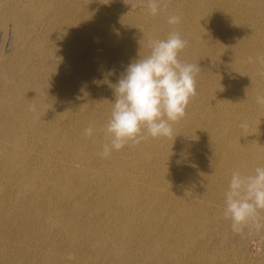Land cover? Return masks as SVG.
<instances>
[{
    "label": "rangeland",
    "instance_id": "rangeland-1",
    "mask_svg": "<svg viewBox=\"0 0 264 264\" xmlns=\"http://www.w3.org/2000/svg\"><path fill=\"white\" fill-rule=\"evenodd\" d=\"M34 1L0 0V264H264V229L233 233L223 215L234 169L250 173L264 166V104L257 103V97H264V0H162L156 15L149 14L148 0ZM172 14L181 17L176 30L186 41L179 59L201 66L196 95L184 117L173 124L171 136L125 146L106 160L101 155L108 142L103 129L115 99L114 86L130 62L149 53V38L167 37V17ZM118 16L122 19L112 27ZM104 25L94 44L91 27ZM242 123L247 128H241ZM89 125L95 130L91 137L85 136Z\"/></svg>",
    "mask_w": 264,
    "mask_h": 264
},
{
    "label": "clouds",
    "instance_id": "clouds-1",
    "mask_svg": "<svg viewBox=\"0 0 264 264\" xmlns=\"http://www.w3.org/2000/svg\"><path fill=\"white\" fill-rule=\"evenodd\" d=\"M161 3L162 0H148L150 14L156 15ZM167 23L171 26L167 37L149 38V53L130 62L114 86L115 99L103 129L108 138L101 152L105 158L147 138L171 136L173 124L184 117L190 99L196 95L200 67L179 59L186 45L176 30L181 17L169 15ZM257 103L264 104V97H257ZM241 128H247V124L242 123ZM94 131L92 127L86 128L85 136L91 137ZM262 212L264 166L250 173L234 170L224 193L223 208L232 232L264 229Z\"/></svg>",
    "mask_w": 264,
    "mask_h": 264
},
{
    "label": "bare ground",
    "instance_id": "bare-ground-1",
    "mask_svg": "<svg viewBox=\"0 0 264 264\" xmlns=\"http://www.w3.org/2000/svg\"><path fill=\"white\" fill-rule=\"evenodd\" d=\"M5 1H6V0H5ZM55 1H57V0H36V1H34V2H35V5H37V4L43 5V4H48V3H50V2H55ZM65 1H67V0H65ZM104 1H105V0H104ZM114 1H115V0H114ZM123 1H124V0H123ZM116 2H117V1H116ZM167 2H168V1H167ZM169 2H170V1H169ZM175 2H176V1H175ZM262 2H263V1H262ZM97 3H98V2H97ZM99 3H100V2H99ZM104 3H105V2H104ZM123 3H125V2H123ZM126 3H127V1H126ZM260 3H261V2H260ZM119 4H120V3H119ZM167 4H168V3H167ZM171 4H172V3H171ZM81 5H82V4H81ZM95 5H97V4H95ZM99 5H100V4H99ZM107 5H108V4H107ZM121 5H122V4H121ZM169 5H170V4H169ZM1 6H2V4H1ZM116 6H117V5H116ZM124 6H125V4H124ZM7 7H8V6H7ZM98 7H99V6H98ZM120 7H121V6H120ZM120 7H119V8H120ZM128 7H129V6H128ZM128 7H127V9H128ZM161 7H162V6H161ZM91 8H92V5H91ZM96 8H97V7H96ZM100 8H101V7H100ZM109 8H110V6H109ZM131 8H132V7H131ZM0 9H1V8H0ZM3 9H4V8H3ZM26 9H27V7H26ZM31 9H32V8H31ZM93 9H94V8H93ZM93 9H92V10H93ZM112 9H113V7H112ZM117 9H118V8H117ZM125 9H126V8H125ZM137 9H138V8H137ZM139 9H140V8H139ZM92 10H91V11H92ZM119 10H120V9H119ZM160 10H161V9H160ZM9 11H10V10H9ZM108 11H109V9H108ZM130 11H131V10H130ZM132 11H134V10H132ZM138 11H139V10H138ZM259 11H260V10H259ZM10 12H11V11H10ZM12 12H13V10H12ZM94 12H95V11H94ZM3 13H4V12H3ZM30 13H31V12H30ZM118 13H119V12H118ZM118 13H117V14H118ZM134 13H135V12H134ZM144 13H145V12H144ZM147 13H148V12H147ZM7 14H8V13H7ZM113 14H114V12H113ZM119 14H120V15H123V14H121V13H119ZM127 14H128V13H127ZM129 14H130V13H129ZM132 14H133V13H132ZM135 14H136V13H135ZM149 14H150V12H149ZM11 15H12V14H11ZM11 15H10V16H11ZM13 15H14V14H13ZM29 15H30V14H29ZM133 15H134V14H133ZM146 15H148V14H146ZM150 15H151V14H150ZM32 17H33V16H32ZM115 17H116V16H115ZM118 17H119V16H118ZM124 17H125V16H124ZM144 17H145V14H144ZM108 18H110V14H108V16L106 17V20H107ZM9 19H10V18H9ZM18 19H19V18H18ZM32 19H33V18H32ZM120 19H122V18L119 17V19H118V18H117V19H114L115 22L113 21V24L111 23V24H112L111 26H112V27L115 26V25L118 23V21H119ZM19 21H20V19H19ZM21 21H22V19H21ZM21 21H20V22H21ZM14 22H16V20H15ZM18 23H19V22H18ZM119 23H120V22H119ZM19 24H20V23H19ZM19 24H18V25H19ZM215 24H216V23H215ZM22 25H23V23H22ZM22 27H23V26H22ZM120 27H121V26H120ZM105 28H106V25H104V26H99V27H97V28H96V27H95V28L91 27V29L94 30L95 35H96V38H95V42H94V44H98V42L100 41V40H99V37L101 36V34L104 33ZM109 28H110V27H109ZM118 28H119V27H118ZM118 28H116V29H118ZM114 29H115V27H114ZM116 29H115V30H116ZM111 30H113V29H111ZM111 30H109V31H110L109 34L111 33ZM20 31H21V30H20ZM118 31L120 32V29H119ZM118 31H117V33H116L117 35H118ZM112 32L114 33V31H112ZM113 33H112V34H113ZM109 34H108V35H109ZM22 35H23V34H22ZM71 35H74V34H71ZM108 35H107V36H108ZM113 35H115V34H113ZM111 37H112V36H110V38H111ZM110 38L108 37L109 40H110ZM115 38H116V36H115ZM260 38H261V37H260ZM260 38H259V39H260ZM111 39H112V38H111ZM230 39H231V38H230ZM66 41H67V40H66ZM66 41H65V42H66ZM115 41H116V39H115ZM213 41H214V40H213ZM260 41H261V40H260ZM214 42H215V41H214ZM252 42H253V41H252ZM254 42H256V41H254ZM263 42H264V41H263ZM132 43H134V42H132ZM132 43H131V44H132ZM134 44H135V43H134ZM202 44H203V43H202ZM251 44H252V43H251ZM256 44H257V43H256ZM259 44H261V43H259ZM136 45H137V43H136ZM143 45H144V44H143ZM206 45H207V44H206ZM229 45H230V44H229ZM202 46H203V45H202ZM204 46H205V45H204ZM214 46H215V48H216V45H214ZM256 46H257V45H256ZM134 47H135V46H133V48H134ZM212 47H213V46H212ZM228 47H229V46H227V48H228ZM230 47H231V46H230ZM230 47H229V48H230ZM263 47H264V46H263ZM129 48H130V45H129L128 49H129ZM131 48H132V47H131ZM133 48H132V49H133ZM217 48H218V47H217ZM227 48H226V49H227ZM232 48H233V47H232ZM234 48H235V47H234ZM258 48H259V46H258ZM31 49H32V48H31ZM110 49H111V48H110ZM226 49H225V50H226ZM126 51H128V50H126ZM129 51H130V49H129ZM202 51H203V50H202ZM218 51H219V50H218ZM65 52H66V51H65ZM131 52H132V51H131ZM131 52H130V53H131ZM213 52H214V49H213ZM224 52H225V51H224ZM256 52H257V51H256ZM263 52H264V51H263ZM55 53H57V52H55ZM43 54H44V53H43ZM201 54H202V53H201ZM217 54H218V53H217ZM226 54H227V53H226ZM230 54H231V53H230ZM219 55H220V54H219ZM263 55H264V54H263ZM46 56H47V55H46ZM201 56H202V55H201ZM221 56H222V55H221ZM249 56H250V55H249ZM260 56H261V55H260ZM44 57H45V55H44ZM53 57H54V56H53ZM198 57H199V56H198ZM213 57H215V55H214ZM227 57H228V56H227ZM234 57H235V56H234ZM55 58H56V57H55ZM201 58H202V57H201ZM203 58H205V57H203ZM236 58H237V57H236ZM247 58H248V57H247ZM259 58H260V57H259ZM50 59H52V58H50ZM63 59H64V58H63ZM219 59H220V58H219ZM229 59H230V58H229ZM88 60H89V59H88ZM207 60H209V59H207ZM35 61H36V60H35ZM58 61H59V60H58ZM212 61H213V60H212ZM223 61H224V60H223ZM232 62H233V60H232ZM247 62H248V61H247ZM58 63L60 64V62H58ZM61 63H62V61H61ZM203 63H204V62H203ZM209 63H210V62H209ZM239 63H241V62H239ZM46 64H47V63H46ZM232 64H233V63H232ZM249 64H250V63H249ZM43 65H44V64H43ZM45 66H46V65H45ZM45 66H44V67H45ZM212 66H213V65H212ZM225 66H226V65H225ZM225 66H224V67H225ZM259 66H260V65H259ZM44 67H43V70H42L43 72H44ZM46 67H47V66H46ZM67 67H68V66H67ZM200 67H201V66H200ZM232 68H233V67H232ZM257 68H259V67H257ZM261 68H262V67H261ZM68 69H69V68H68ZM200 69H201V68H200ZM251 69H252V68H251ZM23 70H24V69H23ZM56 70H57V69H56ZM243 70H244V68H243ZM61 71H62V70H61ZM65 71H66V70H65ZM203 71H204V70H203ZM240 71H241V70H240ZM248 71H249V70H248ZM261 71H263V70H261ZM45 72H46V70H45ZM45 72H44V74H45ZM66 72H67V71H66ZM237 72H239V71H237ZM20 73H21V72H20ZM40 73H41V72H40ZM46 73H47V72H46ZM56 73H57V72H56ZM59 73H60V72H59ZM59 73H58V74H59ZM77 73H78V72H77ZM204 73H205V72H204ZM239 73H240V72H239ZM71 74H72V72H71ZM200 74H202V73H200ZM227 74H228V73H227ZM247 74H248V73H247ZM258 74H259V73H258ZM34 75H35V73H34ZM74 75H75V74H74ZM74 75L72 74V76H74ZM204 75H205V74H204ZM213 75H214V74H213ZM49 76H51V75H49ZM75 76H76V75H75ZM205 76H206V75H205ZM215 76H217V75H215ZM215 76H214V77H215ZM231 76H232V75H231ZM231 76H230V77H231ZM233 76H234V74H233ZM235 76H236V75H235ZM214 77H213V78H214ZM217 77H218V76H217ZM228 77H229V76H228ZM242 77H243V75H242ZM34 78H35V77H34ZM77 78H78V76H77ZM206 78H207V76H206ZM210 78H211V77H210ZM222 78L224 79L225 76L222 77ZM239 78H240V77H239ZM72 79H73V78H71V80H72ZM204 79H205V78H204ZM216 79H218V78H216ZM216 79H215V80H216ZM223 79H222V80H223ZM232 79H233V78H232ZM240 79H241V78H240ZM246 79H248V78H246ZM21 80H23V79L21 78ZM50 80H51V79H50ZM73 80H74V79H73ZM202 80H203V79H202ZM241 80H242V79H241ZM67 81H68V80H67ZM205 81H206V80H205ZM231 81H233V80H231ZM251 81H252V80H251ZM256 81H257V80H256ZM54 82H55V81H54ZM76 82H77V81H76ZM229 82H230V80H229ZM229 82H228V85H229ZM50 83H51V82H50ZM50 83H49V84H50ZM52 83H53V82H52ZM71 83H72V82H71ZM90 83H91V81H90ZM101 83H102V82H101ZM219 83H220V82H219ZM15 84H17V83H15ZM24 84H25V83H24ZM24 84H23V85H24ZM65 84H66V83H65ZM79 84H81V83H79ZM97 84H98V83H97ZM233 84H234V83H233ZM252 84H253V83H252ZM18 85H19V84H18ZM20 85H21V84H20ZM38 85H39V84H38ZM51 85H52V84H51ZM77 85H78V84H77ZM216 85H217V84H216ZM234 85H235V84H234ZM39 86H40V85H39ZM67 86H68V85H67ZM69 86H71V85H69ZM75 86H76V85H75ZM81 86H82V85H81ZM101 86H102V85H101ZM235 86H236V85H235ZM24 87H25V86H24ZM55 87H58V86H55ZM64 87H65V85H64ZM82 87H83V86H82ZM91 87H92V86H91ZM51 88H52V87H51ZM58 88H59V87H58ZM62 88H63V86H62ZM76 88H77V87H76ZM227 88H228V87H227ZM14 89H15V88H14ZM34 89H35V88H34ZM59 89H60V88H59ZM81 89H82V88H81ZM201 89H203V88H201ZM256 89H258V88H256ZM24 90H25V89H24ZM24 90H23V91H24ZM77 90H78V89H77ZM82 90H83V89H82ZM82 90H81V92H83ZM90 90H91V89H90ZM96 90H97V89H96ZM99 90H100V88H99ZM102 90H103V89H102ZM258 90H259V89H258ZM5 91H6V90H5ZM10 91H11V90H10ZM30 91H32V90H30ZM51 91H52V90H51ZM51 91H50V92H51ZM62 91H63V90H62ZM107 91H108V90H107ZM255 91H257V90H255ZM3 92H4V91L2 90V93H3ZM13 92H14V91H13ZM18 92H19V91H18ZM98 92H99V91H98ZM101 92H102V91H101ZM110 92H111V91H110ZM215 92H216V91H215ZM215 92H214V93H215ZM5 93H6V92H5ZM23 93H24V92H23ZM41 93H42V92H41ZM60 93H61V92H60ZM68 93H69V90H68ZM79 93H80V92H79ZM95 93H96V92H95ZM95 93H94V94H95ZM102 93H103V92H102ZM107 93H108V92H107ZM257 93H258V92H257ZM0 94H1V93H0ZM8 94H9V93H8ZM13 94H14V93H13ZM13 94L11 93V96H12ZM24 94L26 95V93H24ZM31 94H32V93H31ZM31 94H30V95H31ZM48 94H49V93H48ZM48 94H47V95H48ZM50 94H51V93H50ZM52 94H53V93H52ZM64 94H65V93H64ZM76 94H77V93H76ZM108 94H109V93H108ZM233 94H234V93H233ZM6 95H7V94H6ZM15 95H16V94H15ZM25 95H24V96H25ZM30 95H29V96H30ZM104 95H105V94H104ZM256 95H257V94H256ZM65 96H66V95H65ZM84 96H85V95H84ZM93 96H94V95H93ZM0 97H1V96H0ZM50 97H51V96H50ZM50 97H49V98H50ZM54 97H55V96H54ZM60 97H62V96H60ZM66 97H67V96H66ZM107 97H108V96H107ZM111 97H112V96H111ZM2 98H4L3 95H2ZM25 98H26V97H25ZM30 98H31V96H30ZM34 98H35V97H34ZM42 98H43V97H42ZM42 98H41V99H42ZM62 98H63V97H62ZM62 98H61V99H62ZM73 98H74V97H73ZM41 99H40V101H41ZM53 99H54V98H53ZM61 99H59V101H61ZM64 99H65V98H64ZM74 99H75V98H74ZM106 99H107V98H106ZM28 101H29V98H28ZM44 101H45V99H44ZM57 101H58V99H57ZM25 102H26V101H25ZM42 102H43V101H42ZM71 102H72V101H71ZM73 102H74V101H73ZM97 102H98V101H97ZM195 102H196V101H195ZM1 103H2V102H1ZM60 103H61V102H60ZM204 103H205V102H204ZM255 103H256V102H255ZM15 104H16V103H15ZM15 104H14V105H15ZM47 104H48V103H47ZM55 104H56V103H55ZM197 104H198V103H197ZM0 105H1V104H0ZM12 105H13V104H12ZM45 105H46V104H45ZM76 105H77V104H76ZM96 105H97V104H96ZM209 105H210V104H209ZM70 106H72V105H70ZM194 106H195V105H194ZM196 106H197V105H196ZM0 107H1V106H0ZM13 107H14V106H13ZM17 107H18V106H17ZM40 107H42V106H40ZM50 107H52V105H51ZM56 107H57V106H56ZM59 107H60V106H59ZM67 107H68V106H67ZM79 107H80V106H79ZM84 107H85V106H84ZM53 108H54V107H53ZM97 108H98V107H97ZM190 108H191V107H190ZM195 108H196V107H195ZM261 108H262V107H261ZM55 109H56V108H55ZM66 109H68V108H66ZM78 109H79V108H78ZM85 109H86V107H85ZM94 109H95V108H94ZM94 109H93V110H94ZM240 109H241V108H240ZM43 110H44V108H43ZM53 110H54V109H53ZM71 110H72V109H71ZM71 110H70V111H71ZM193 110H195V109H193ZM40 111H41V109H40ZM55 111H56V110H54V112H55ZM76 111H77V110H76ZM260 111H261V109H260ZM0 112H1V110H0ZM17 112H19V111H17ZM17 112H16V113H17ZM47 112H48V111H47ZM47 112H46V114H47ZM56 112H57V111H56ZM65 112H66V110H65ZM84 112H85V111H84ZM238 112H239V111H238ZM248 112H249V111H248ZM50 113H51V112H50ZM70 113H71V112H70ZM260 113H262V112H259L258 114H260ZM21 114H23V113H21ZM21 114H19V115L21 116ZM37 114H38V112H37ZM46 114H45V115H46ZM51 114H52V113H51ZM65 114H66V113H65ZM77 114H79V113L77 112ZM81 114H82V113H81ZM1 115H2V114L0 113V116H1ZM63 115H64V114H63ZM68 115H69V114H68ZM83 115H84V114H83ZM48 116H49V115H48ZM55 116H56V115H55ZM55 116H54V117H55ZM57 116H59V115H57ZM76 116H77V115H76ZM1 117H2V116H1ZM42 117H43V116H42ZM62 117H63V116H62ZM9 118H10V117H9ZM76 118H77V117H76ZM80 118H81V117H80ZM0 119H1V118H0ZM56 119H57V118H56ZM56 119H55V121H56ZM59 119H60V118H59ZM66 119H67V118H66ZM199 119H200V118H199ZM243 119H244V118H243ZM247 119H248V118H247ZM247 119H246V120H247ZM257 119H258V118H257ZM16 120H17V119H16ZM44 120H45V119H44ZM44 120H43V121H44ZM263 120H264V119H263ZM263 120H262V121H263ZM3 121H4V120H3ZM8 121H9V119H8ZM49 121H50V120H49ZM85 121H86V120H85ZM196 121H197V120H196ZM240 121H242V120H240ZM21 122H22V121H21ZM41 122H42V121H41ZM44 122H45V121H44ZM59 122L61 123L62 121H59ZM59 122H58V123H59ZM236 122H237V121H236ZM236 122H235V124H238V123H239V122H238V123H236ZM8 123H9V122H8ZM10 124H11V123H10ZM12 124H13V123H12ZM14 124H15V122H14ZM24 124H25V123H24ZM41 124H42V123H41ZM41 124H40V126H41ZM62 124H64V123H62ZM84 124H86V123H84ZM84 124H83V125H84ZM235 124H234V125H235ZM260 124H261V123H260ZM19 125H20V123H19ZM38 125H39V123H38ZM48 125H49V124H48ZM232 125H233V124H232ZM239 125H240V124H239ZM250 125H251V124H250ZM10 126H11V125H10ZM12 126H13V125H12ZM23 126H24V125H23ZM40 126H39V128H40ZM42 126H43V124H42ZM89 126H90V125H89ZM240 126H241V125H240ZM259 126H260V125H259ZM14 127H15V126H14ZM20 127H21V126H20ZM90 127H91V126H90ZM228 127H229V126H228ZM256 127H257V126H256ZM256 127H255V128H256ZM18 128H19V127H18ZM18 128H17V129H18ZM31 128H32V125H31ZM43 128H44V127H43ZM57 128H59V127H57ZM186 128H187V127H186ZM210 128H211V127H210ZM229 128H230V127H229ZM255 128H254V131H257L258 129L255 130ZM15 129H16V127H15ZM15 129H14V130H15ZM233 129H234V128H233ZM251 129H253V127H251ZM251 129H250V130H251ZM260 129H261V128H260ZM44 130H45V129H44ZM228 130H229V129H228ZM10 131H11V130H10ZM17 131H18V130H17ZM20 131H21V130H20ZM48 131H49V130H48ZM60 131H61V130H60ZM83 131H84V130H83ZM99 131H100V130H99ZM236 131H239V130H236ZM236 131H235L234 133H237ZM28 132H29V130H28ZM11 133H12V132H11ZM20 133H21V132H20ZM39 133H40V132H39ZM45 133H46V132H45ZM45 133H43V131H42V134H45ZM60 133H61V132H60ZM68 133H69V132H68ZM100 133H101V132H100ZM100 133H98V134H100ZM253 133H254V132H253ZM42 134H41V136H42ZM53 134H54V130H53ZM257 134L259 135V133H257ZM22 135H23V134H22ZM26 135H27V134H26ZM58 135H59V133H58ZM229 135H230V134H229ZM234 135H235V134H234ZM17 136H18V135H17ZM17 136H16V137H17ZM71 136H72V135H71ZM252 136H253V135H252ZM260 136H261V135H260ZM260 136H259V137H260ZM24 137H25V136H24ZM56 137H57V136H56ZM72 137H74V136H72ZM82 137H83V136H82ZM101 137H102V136H101ZM230 137H231V138L233 137L232 133H231ZM250 137H251V136H250ZM259 137H257V138H259ZM17 138H18V137H17ZM19 138H20V137H19ZM35 138H36V137H35ZM42 138H43V137H42ZM106 138H107V137H106ZM221 138H222V137H221ZM226 138H228V137L226 136ZM24 139H25V138H24ZM65 139H66V138H65ZM92 139H93V138H92ZM147 139H148V138H147ZM219 139H220V138H219ZM5 140H6V139H5ZM7 140H8V139H7ZM47 140H48V139H47ZM59 140H61V139H59ZM83 140H84V138H83ZM183 140H184V139H183ZM230 140H232V139H230ZM255 140H257V139H255ZM255 140H253V141H255ZM9 141H10V140H9ZM23 141H24V140H23ZM30 141H31V140H30ZM43 141H44V140H43ZM107 141H108V140H107ZM107 141H106V142H107ZM224 141H225V140H224ZM234 141H235V140H234ZM250 141H252L251 138H250ZM7 142H8V141H7ZM12 142H13V141H12ZM12 142H11V143H12ZM33 142H34V141H33ZM48 142H49V141H48ZM48 142H46V143H48ZM86 142H87V140H86ZM161 142H162V141H161ZM23 143H24V142H23ZM54 143H55V141H54ZM62 143H64V142L62 141ZM62 143H61V144H62ZM83 143H84V141H83ZM90 143H92V142L90 141ZM182 143H183V142H182ZM225 143H226V141H225ZM227 143H228V141H227ZM250 143H251V142H250ZM254 143H256V141H255ZM7 144H8V143H7ZM7 144H6V146H7ZM32 144H33V143H32ZM59 144H60V143H59ZM59 144H57V145H59ZM145 144H146V143H145ZM145 144H143V145H145ZM183 144H184V143H183ZM185 144H186V143H185ZM221 144H222V143H221ZM223 144H224V143H223ZM231 144H232V143H231ZM234 144H235V143H234ZM27 145H28V143L26 144V146H27ZM36 145H37V143H36ZM71 145H72V144H71ZM203 145H204V144H203ZM232 145H233V144H232ZM41 146H42V144H41ZM64 146H65V145H64ZM75 146H77V145H75ZM233 146H234V145H233ZM38 147H39V145H38ZM38 147H37V148H38ZM60 147H61V146H60ZM72 147H73V146H72ZM77 147H78V146H77ZM81 147H82V146H81ZM81 147H80V149H81ZM92 147H93V146H92ZM151 147H152V146H151ZM156 147H157V146H156ZM226 147H227V145H226ZM16 148H17V146H16ZM23 148H24V147H23ZM28 148H29V147H27V149H28ZM43 148H44V146H43ZM64 148H65V147H64ZM69 148H70V146H69ZM93 148H94V147H93ZM125 148H126V147H125ZM139 148H140V147H139ZM154 148H155V147H154ZM165 148H166V147H165ZM170 148H171V147H170ZM223 148H224V146H223ZM233 148H234V147H233ZM239 148H240V147H239ZM6 149H7V148H6ZM9 149H11V148H9ZM38 149H40V148H38ZM46 149H47V147H46ZM46 149H45V150H46ZM54 149H55V148H54ZM85 149H86V148H85ZM95 149H96V148H95ZM102 149H103V148H102ZM102 149H101V151H102ZM132 149H133V148H132ZM134 149H135V148H134ZM158 149H159V148H158ZM228 149H229V147H228ZM231 149H232V148H231ZM3 150H4V149H3ZM77 150H78V149H77ZM81 150H82V149H81ZM97 150H98V149H97ZM142 150H143V149H142ZM168 150H169V149H168ZM4 151H5V150H4ZM6 151H7V150H6ZM10 151H11V150H10ZM27 151H28V150H27ZM55 151H56V149H55ZM57 151H58V149H57ZM64 151H65V150H64ZM224 151H225V150H224ZM234 151H235V150H234ZM21 152H25V151L20 150V153H21ZM34 152H35V150H34ZM48 152H49V151H48ZM78 152H79V151H78ZM84 152H85V150H84ZM114 152H115V151H114ZM149 152H150V151H149ZM179 152H180V151H179ZM225 152H226V151H225ZM236 152H237V151H236ZM9 153H12V152H9ZM9 153H8V154H9ZM29 153L31 154L30 151H29ZM59 153H60V152H59ZM81 153H82V152H81ZM85 153H86V152H85ZM85 153H84V155H86ZM117 153H118V152H117ZM162 153H163V152H162ZM162 153H161V154H162ZM164 153H166V151H165ZM25 154H26V153H25ZM38 154H39V153H38ZM52 154H53V153H52ZM60 154H61V153H60ZM97 154L99 155V153H97ZM136 154H137V153H136ZM257 154H258V153H257ZM66 155H67V154H66ZM68 155H69V153H68ZM113 155H114V154H113ZM117 155H118V154H117ZM117 155H116V156H117ZM120 155H122V154H120ZM133 155H134V153H133ZM153 155H154V154H153ZM240 155H241V154H240ZM242 155H243V154H242ZM242 155L239 156V158H240V157H243ZM254 155H255V154H254ZM254 155L251 154V156H254ZM27 156H29V154H27ZM99 156H100V155H99ZM111 156H112V155H111ZM114 156H115V155H114ZM129 156H130V154H129ZM136 156H137V155H136ZM221 156H223V155H221ZM17 157H21V156L19 155V156H17ZM33 157H34V156H33ZM64 157H65V155H64ZM131 157H132V156H131ZM151 157H152V156H151ZM164 157H165V156H164ZM168 157H169V156H168ZM168 157L166 156V158H168ZM235 157H236V156H235ZM235 157L233 156V154H231V156H230V152H229V158H230L232 161H236V160H237ZM7 158H8V157H6V160H7ZM10 158H11V157H10ZM23 158H24V157H23ZM26 158H27V157H26ZM26 158H25V159H26ZM42 158H43V157H42ZM44 158H45V157H44ZM85 158H86V156H85ZM108 158H109V157H108ZM123 158H124V157H123ZM136 158H137V157H136ZM156 158H157V157H156ZM217 158L220 159L219 157H217ZM217 158H216V159H217ZM243 158H244V157H243ZM252 158H253V157H252ZM92 159H93V158H92ZM97 159H98V158H97ZM104 159H105V158H104ZM111 159H112V158H111ZM114 159H115V158H114ZM132 159H133V158H132ZM143 159H144V158H143ZM218 159H217V160H218ZM225 159H226V158H225ZM257 159H258V158H257ZM257 159H256V160H257ZM1 160H2V159H1ZM9 160H10V159H9ZM23 160H24V159H23ZM53 160H54V159H53ZM106 160H107V158H106ZM116 160H117V158H116ZM121 160L124 161L125 159H124V160L121 159ZM139 160H140V159H139ZM141 160H142V159H141ZM157 160H158V159H157ZM252 160H253V159H252ZM258 160H259V159H258ZM2 161H3V160H2ZM35 161H36V160H35ZM111 161H112V160H111ZM194 161H195V160H194ZM200 161H201V160H200ZM213 161H214V160H213ZM227 161H228V160H227ZM261 161H262V160H261ZM20 162H21V161H20ZM22 162H23V161H22ZM64 162H65V160H64ZM82 162H83V158H82ZM93 162H94V160H93ZM100 162H101V161H100ZM100 162H98V163H100ZM104 162H105V161H104ZM104 162H103V163H104ZM120 162H121V161H120ZM132 162H133V161H132ZM154 162H155V161H154ZM186 162H187V161H186ZM214 162H215V161H214ZM246 162H247V161H246ZM253 162H254V161H252V163H253ZM259 162H260V161H259ZM8 163H9V162H8ZM23 163H24V162H23ZM54 163H55V162H54ZM61 163H62V161H61ZM87 163H88V162H87ZM200 163H201V162H200ZM215 163H219V162H215ZM252 163H251V164H252ZM3 164H4V163H3ZM5 164H6V163H5ZM17 164H18V162H17ZM62 164H63V163H62ZM82 164H84V163H82ZM92 164H93V163H92ZM106 164H107V163H106ZM117 164H118V163H116V165H117ZM125 164H126V163H125ZM127 164H128V163H127ZM127 164H126V165H127ZM150 164H151V163H150ZM185 164H186V163H185ZM219 164H220V163H219ZM236 164H237V163H236ZM236 164H235V165H236ZM240 164H241V163H240ZM251 164H249V165H251ZM257 164H258V163H257ZM56 165H57V163H56ZM121 165H122V164H121ZM138 165H140V164H138ZM199 165H200V164H199ZM212 165H213V164H212ZM220 165H221V164H220ZM253 165H254V164H253ZM11 166H12V164H11ZM83 166H84V165H83ZM87 166H88V165H87ZM91 166H92V165H91ZM95 166H96V165H95ZM136 166H137V165H136ZM218 166H219V165H218ZM223 166H224V165H223ZM240 166H241V165H239L238 168H240ZM255 166H256V164H255ZM4 167H5V165H4ZM57 167H58V166H57ZM93 167H94V166H93ZM99 167H100V166H99ZM113 167H114V166H113ZM126 167H127V166H126ZM129 167H130V166H129ZM186 167H187V165H186ZM248 167H249V166H248ZM11 168H12V167H11ZM63 168H64V167H63ZM122 168H123V170L125 171L124 167H122ZM127 168H128V167H127ZM197 168H198V167H197ZM8 169H9V168H8ZM64 169H65V168H64ZM91 169H92V168H91ZM93 169H94V168H93ZM136 169H137V168H136ZM186 169H187V168H186ZM214 169H216V167H214ZM233 169H234V168H233ZM69 170H70V169H69ZM83 170H84V169H83ZM210 170H211V169H210ZM217 170H218V169H217ZM217 170H214V171L216 172ZM234 170H235V169H234ZM61 171L63 172V170H61ZM95 171H97V170L95 169ZM98 171H99V170H98ZM105 171H106V168L104 169V172H105ZM151 171H152V168H151ZM178 171H179V170H178ZM196 171H198V170H196ZM199 171H201V170H199ZM199 171H198V173H200ZM241 171H242V170H241ZM0 172H1V170H0ZM45 172H46V171H45ZM59 172H60V171H59ZM59 172H58V173H59ZM67 172H68V171H67ZM69 172H70V171H69ZM99 172H100V171H99ZM120 172H121V171H120ZM120 172H119V173H120ZM175 172H176V171H175ZM16 173H17V172H16ZM107 173H108V172H107ZM109 173H110V172H109ZM194 173H195V170H194ZM54 174H55V173H54ZM61 174H62V173H61ZM70 174H72V173L70 172ZM110 174H111V173H110ZM149 174H151V173H149ZM187 174H188V173H187ZM205 174H206V173H205ZM67 175H69V174H67ZM121 175H122V174H121ZM124 175H125V174H124ZM152 175H153V174H152ZM192 175H194V174H192ZM213 175H215V174H213ZM54 176H55V175H54ZM106 176H107V175H106ZM178 176H179V173H178ZM180 176H181V175H180ZM190 176H191V175H190ZM196 176H197V175H196ZM206 176H207V175H206ZM206 176H205V177H206ZM42 177H44V174H43ZM55 177H56V176H55ZM71 177H72V176H71ZM73 177H74V175H73ZM86 177H87V176H86ZM88 177H89V176H88ZM91 177H92V176H91ZM101 177H102V176H101ZM109 177H110V175H109ZM153 177H154V176H153ZM211 177H213V176H211ZM211 177H210V178H211ZM226 177H227V176H226ZM48 178H49V177H48ZM74 178H76V177H74ZM74 178H73V179H74ZM83 178H84V177H83ZM181 178L184 179V177H181ZM185 178H187V176H186ZM189 178H190V177H189ZM201 178H202V175H201ZM214 178H215V176H214ZM53 179H54V178H53ZM69 179L71 180L70 177H69ZM89 179H90V178H89ZM102 179H103V177H102ZM102 179H101V181H102ZM109 179H110V178H109ZM111 179H112V178H111ZM117 179H118V178H117ZM190 179H191V178H190ZM195 179H196V178H195ZM32 180H33V179H32ZM43 180H44V179H43ZM55 180H56V179H54V181H55ZM79 180H80V179H79ZM85 180H86V178H84L83 181L85 182ZM124 180H125V179H124ZM187 180H188V179H187ZM209 180H210V179H209ZM54 181H52V182H54ZM56 181H57V180H56ZM58 181H59V180H58ZM58 181H57V182H58ZM80 181H81V180H80ZM83 181H82V182H83ZM97 181H98V180H97ZM101 181H100V182H101ZM115 181H117V180H115ZM115 181H113V182L115 183ZM130 181H131V180H130ZM132 181H133V180H132ZM57 182H56V183H57ZM63 182H64V181H63ZM75 182H76V181H75ZM78 182H79V181H78ZM84 182H83V183H84ZM108 182H109V181H108ZM113 182H112V183H113ZM117 182H118V181H117ZM120 182H121V181H120ZM134 182H135V181H134ZM134 182H133V183H134ZM186 182H187V181H186ZM196 182H199V181H196ZM200 182H201V181H200ZM210 182H211V181H210ZM210 182H207V183H210ZM15 183H16V182H15ZM96 183H97V182H96ZM112 183H111V184H112ZM136 183H138V182H136ZM146 183H147V182H146ZM204 183H205V182H204ZM207 183H205V184H207ZM66 184H67V183H66ZM66 184H64V185H66ZM117 184H118V183H117ZM119 184H120V183H119ZM119 184H118V185H119ZM139 184H140V183H139ZM148 184H149V183H148ZM166 184H167V183H166ZM181 184H182V183H181ZM64 185H63V187H64ZM91 185H92V184H91ZM118 185H117V186H118ZM144 185H146V184H144ZM189 185H190V184H189ZM203 185H204V184H203ZM209 185H210V184H209ZM119 186H120V185H119ZM193 186H194V185H193ZM204 186H205V185H204ZM206 186H207V185H206ZM38 187H39V186H38ZM84 187H85V186H84ZM84 187H83V188H84ZM87 187H91V186L88 185ZM87 187H86V188H87ZM112 187H113V185H112ZM207 187H208V186H207ZM207 187H206V188H207ZM209 187H210V186H209ZM211 187H212V185H211ZM26 188H27V186H26ZM28 188H29V187H28ZM77 188H79V187H77ZM184 188H185V187H184ZM184 188H183V189H184ZM59 189H60V187H59ZM61 189H62V188H61ZM99 189H100V188H99ZM113 189H115V188H113ZM213 189H214V188H213ZM14 190H15V189H14ZM27 190H28V189H27ZM37 190H38V189H37ZM44 190H45V189H44ZM44 190H43V191H44ZM72 190H73V189H72ZM76 190H77V189H76ZM83 190H84V189H83ZM83 190H82V191H83ZM161 190H162V189H161ZM166 190H167V189H166ZM185 190H186V189H185ZM211 190H212V189H211ZM35 191H36V190H35ZM62 191H63V190H62ZM110 191H111V190H110ZM180 191H181V190H180ZM180 191H179V192H180ZM26 192H27V191H26ZM41 192H42V191H41ZM56 192H57V190H56ZM60 192H61V191H60ZM75 192H76V191H75ZM111 192H112V191H111ZM164 192H165V191H164ZM166 192H167V191H166ZM173 192H174V191H173ZM175 192H176V191H175ZM36 193H37V192H36ZM46 193H48V192H46ZM61 193H62V192H61ZM63 193H64V192H63ZM82 193H83V192H82ZM109 193H110V192H109ZM33 194H34V193H33ZM39 194H40V193H39ZM77 194H79V193H77ZM167 194H168V193H167ZM180 194H181V193H180ZM63 195H64V194H63ZM73 195H74V194H73ZM79 195H81V193H80ZM82 195H83V194H82ZM209 195H210V194H209ZM39 196H40V195H39ZM43 196H44V195H43ZM46 196H47V195H46ZM48 196H49V195H48ZM70 196H71V195H70ZM37 197H38V196H37ZM41 197H42V196H41ZM59 197H60V196H59ZM72 197H73V196H72ZM162 197H163V196H162ZM33 198H34V197H33ZM35 198H36V197H35ZM74 198H75V197H74ZM119 198H120V197H119ZM169 198H170V197H169ZM61 199H62V198H61ZM64 199H65V198H64ZM71 199H72V198H71ZM111 199H112V198H111ZM160 199H161V198H160ZM167 199H168V198H167ZM167 199H166V200H167ZM41 200H42V199H41ZM45 200H46V199H45ZM119 200H120V199H119ZM144 200H145V199H144ZM223 200H224V199H223ZM69 201H70V199H69ZM91 201H92V200H91ZM108 201H109V200H108ZM111 201H112V200H110V202H111ZM114 201H115V199H114ZM161 201H162V199H161ZM168 201H169V200H168ZM42 202H43V201H42ZM117 202H118V201H116V203H117ZM142 202H143V201H142ZM144 202H145V201H144ZM157 202H158V201H157ZM34 203H36V202H34ZM71 203H72V202H71ZM140 203H141V202H140ZM159 203H160V201H159ZM165 203H166V202H165ZM188 203H189V202H188ZM223 203H224V202H223ZM41 204H43V203H41ZM48 204H49V203H48ZM109 204H110V203H109ZM54 205H55V204H54ZM120 205H121V204H120ZM134 205H136V204L134 203ZM148 205H149V204H147V206H148ZM153 205H154V203H153ZM219 205H220V204H219ZM8 206H9V205H8ZM125 206H126V205H125ZM141 206H142V205H141ZM151 206H152V205H151ZM223 206H224V205H223ZM37 207H38V206H37ZM48 207H49V206H48ZM173 207H175V206H173ZM7 208H8V207H7ZM40 208H41V206H40ZM142 208H143V207H142ZM153 208H155V207H153ZM167 208H168V206H167ZM217 208H218V207H217ZM10 209H11V207H10ZM37 209H39V208H37ZM125 209H126V208H125ZM155 209H156V208H155ZM155 209H154V210H155ZM172 209H173V208H172ZM39 210H40V209H39ZM134 210H136V209H134ZM142 210H143V209H142ZM212 210H214V209H212ZM33 211H34V210H33ZM35 211H36V210H35ZM126 211L128 212V210H126ZM147 211H148V210H147ZM147 211H146V212H147ZM124 212H125V211H124ZM31 213H32V212H31ZM31 213H30V214H31ZM133 213H134V212H133ZM159 213H160V212H159ZM167 213H168V212H166L165 214H167ZM169 213H170V212H169ZM169 213H168V214H169ZM35 214H36V212H35ZM125 214H126V213H125ZM127 214H128V213H127ZM131 214H132V213H131ZM150 214H151V213H150ZM168 214H167V215H168ZM111 215H113V214H111ZM134 215H135V214H134ZM140 215H141V214H140ZM29 216L31 217V215H29ZM33 216H34V215H33ZM83 216H84V215H83ZM104 216H105V215H104ZM104 216H103V217H104ZM156 216H157V215H156ZM162 216H164V215H162ZM38 217H39V216H38ZM129 217H130V216H129ZM144 217H145V216H144ZM149 217H150V216H149ZM154 217H155V216H154ZM159 217H160V216H159ZM205 217H206V216H205ZM26 218H27V217H26ZM39 218H40V217H39ZM109 218H110V217H109ZM117 218H118V217H117ZM125 218H127V217H125ZM125 218H124V219H125ZM150 218H151V217H150ZM83 219H84V218H83ZM104 219H105V218H104ZM128 219H129V218H128ZM132 219H134V218H132ZM132 219H131V220H132ZM135 219H136V218H135ZM152 219H153V218H152ZM26 220H27V219H26ZM30 220H31V218H30ZM36 220H37V219H36ZM38 220H39V219H38ZM129 220H130V219H129ZM155 220H156V219H155ZM28 221H29V220H28ZM81 221H82V220H81ZM115 221H116V220H115ZM134 221H135V220H134ZM134 221H133V223H134ZM38 222H39V221H38ZM42 222H43V221H42ZM106 222H107V220H106ZM145 222H146V221H145ZM151 222H152V221H151ZM98 223H99V221H98ZM107 223H108V222H107ZM121 223H122V221H121ZM193 223H194V222H193ZM193 223H192V224H193ZM225 223H228V222H225ZM29 224H30V223H29ZM135 224H136V223H135ZM144 224H145V223H144ZM155 224H156V223H155ZM170 224H171V223H170ZM228 224H229V223H228ZM83 225H84V224H83ZM116 225H117V224H116ZM194 225H195V224H194ZM30 226H31V225H30ZM118 226H119V225H118ZM126 226H127V225H126ZM126 226H125V227H126ZM129 226H130V225H129ZM133 226H134V224H133ZM135 226H136V225H135ZM157 226H158V225H157ZM167 226H169V225H167ZM146 227H147V226H146ZM100 228H101V227H100ZM131 228H132V227H131ZM156 228H157V227H156ZM206 228H207V227H206ZM93 229H94V228H93ZM101 229H102V228H101ZM133 229H134V228H133ZM216 229H217V228H216ZM92 231H93V230H92ZM98 231H99V230H98ZM114 231H115V230H114ZM150 231H151V230H150ZM155 231H156V230H155ZM120 232H121V231H120ZM215 232H216V230H215ZM105 233H106V232H105ZM124 233H125V231H124ZM124 233H123V234H124ZM135 233H136V232H135ZM139 233H140V232H139ZM153 233H154V232H153ZM71 234H72V233H71ZM121 234H122V232H121ZM133 234H134V233H133ZM148 234H149V233H148ZM151 234H152V233H151ZM165 234H166V233H165ZM97 235H98V234H97ZM107 235H108V233H107ZM117 235H118V234H117ZM138 235H140V234H138ZM161 235H162V233H161ZM163 235H164V233H163ZM226 235H227V234H226ZM226 235H225V236H226ZM79 236H80V235H79ZM120 236H121V235H120ZM128 236H129V235H128ZM128 236H127V237H128ZM130 236H132V235H130ZM135 236H136V235H135ZM97 237H98L97 239H99L100 236H97ZM121 237H122V236H121ZM123 237H124V236H123ZM201 237H202V235H201ZM106 238H107V237H106ZM128 238H129V237H128ZM142 238H143V237H142ZM206 238H207V237H206ZM92 239H93V238H92ZM95 239H96V237H95ZM104 239H105V238H104ZM115 239H117V237H116ZM136 239H137V237H136ZM165 239H166V238H165ZM93 240H94V239H93ZM101 240H102V239H101ZM123 240H124V239H123ZM102 241H103V240H102ZM117 241H118V240H117ZM132 241H133V240H132ZM143 241H144V240H143ZM164 241H165V240H164ZM160 242H161V241H160ZM83 243H84V242H83ZM102 243H103V242H102ZM126 243H127V242H126ZM162 243H163V239H162ZM209 243H210V242H209ZM211 243H212V241H211ZM97 244H98V243H97ZM110 244H111V243H110ZM123 244H124V242H123ZM128 244H130V242H128ZM196 244H197V243H196ZM81 245H82V244H81ZM87 245H88V244H87ZM95 245H96V244H95ZM96 246H97V245H96ZM132 246H133V245H132ZM194 246H195V244H194ZM196 246H197V245H196ZM97 247H98V246H97ZM122 247H123V246H122ZM129 248H131V247H129ZM160 248H161V247H160ZM96 249H97V248H96ZM122 249H123V248H122ZM209 249H210V248H209ZM92 250H93V249H92ZM153 250H154V249H153ZM213 250H214V249H213ZM97 251H98V250H97ZM121 251H122V250H121ZM205 251H207V250H205ZM209 251H210V250H209ZM218 251H220V252H224V250H223V251L218 250ZM123 252H124V251H123ZM94 253H95V252H94ZM116 253H117V252H116ZM116 253H115V254H116ZM119 253H120V252H119ZM131 253H132V251H131ZM214 253H216V252H214ZM225 253H226V252H225ZM113 254H114V253H113ZM122 254H123V253H122ZM189 254H190V253H189ZM193 254H194V253H193ZM202 254H203V253H202ZM202 254H201V255H202ZM228 254H229V253H228ZM80 255H81V254H80ZM97 255H98V254H97ZM183 255H184V254H183ZM223 255H224V254H223ZM71 256H72V255H71ZM115 256H116V255H115ZM148 256H150V255H148ZM93 257H94V256H93ZM96 257H97V256H96ZM113 257H114V255H113ZM146 257H147V255H146ZM226 257H227V256H226ZM229 257H230V256H229ZM71 258H72V257H70V259H71ZM97 258H98V257H97ZM97 258H95V259H97ZM104 258H105V257H104ZM134 258H135V257H134ZM196 258H197V257H196ZM95 259H94V260H95ZM99 259H100V258H99ZM145 259H146V258H145ZM207 259H208V258H207ZM77 260H78V259H77ZM135 260H136V258H135ZM202 260H203V259H202ZM84 261H85V260H84ZM115 261H116V260H115ZM122 261H123V260H122ZM189 261H190V260H189ZM230 261H231V260H230ZM94 262H95V261H94ZM126 262H127V261H126ZM129 262H130V260H129ZM190 262H191V261H190ZM227 262H228V261H227ZM233 262H234V261H233ZM82 263H83V262H82ZM86 263H88V262H85V264H86ZM108 263H109V262H108ZM108 263H107V264H108ZM111 263L113 264L114 262H111ZM116 263H117V262H116ZM124 263H125V262H124ZM152 263H153V262H152ZM80 264H81V260H80ZM89 264H90V263H89ZM95 264H96V263H95ZM101 264H103V263H101ZM105 264H106V263H105ZM125 264H126V263H125ZM189 264H190V263H189ZM230 264H231V263H230Z\"/></svg>",
    "mask_w": 264,
    "mask_h": 264
}]
</instances>
